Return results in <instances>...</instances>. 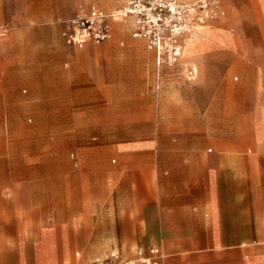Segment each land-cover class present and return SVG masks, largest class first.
<instances>
[{
    "label": "crops",
    "instance_id": "1",
    "mask_svg": "<svg viewBox=\"0 0 264 264\" xmlns=\"http://www.w3.org/2000/svg\"><path fill=\"white\" fill-rule=\"evenodd\" d=\"M3 31L1 42L13 39L15 31ZM127 31L133 37L127 21L115 24L113 37ZM203 33L214 44L191 57L203 40L189 45L173 68L158 67L145 41L77 52L95 54L86 61L85 95L101 96V108H149V116L104 122L96 137L92 124L77 123L73 196L55 189L35 199L23 190L16 233L13 191L0 185V264H90L111 251L132 256L141 245L159 246L162 264H264V0H235L229 27ZM131 55L141 63L123 58L113 71V56ZM194 60L191 78L183 65ZM240 63L247 70L237 87L230 75ZM68 65L57 63L53 93L38 80L41 95L81 94L73 58ZM249 79L261 83L262 104L246 101ZM20 86L9 81L7 93ZM35 203L53 216L29 217Z\"/></svg>",
    "mask_w": 264,
    "mask_h": 264
},
{
    "label": "rangeland",
    "instance_id": "2",
    "mask_svg": "<svg viewBox=\"0 0 264 264\" xmlns=\"http://www.w3.org/2000/svg\"><path fill=\"white\" fill-rule=\"evenodd\" d=\"M87 1L0 0V32L2 34L5 30V36L11 37V31H15L12 40L0 41V185L9 186L8 189L13 191V233L17 232L19 225L16 226V217L21 211L16 208L17 196H22L23 190L35 199L44 194L51 196L55 189L61 190L65 200H70L73 196V128L77 123L92 124L95 127L91 130L92 137H96L101 133L104 122L149 116V108H101V96L85 95L86 61L95 54L78 56L77 52L103 44L91 43L89 49H80L68 43L69 21L92 6L116 10L127 0H91L85 5ZM220 6V17L212 19L208 24L227 28L235 15V0H220ZM208 40L209 38L201 41L189 56H195L214 44H205ZM224 40L229 41L230 38L225 36ZM132 41L145 44L144 40L131 37L128 31L108 42L126 48ZM113 57L111 63L116 72H120L119 60L124 58L129 63L139 64L142 59L136 55ZM71 58L73 75H78V82L83 89L79 92L81 94H74L73 98L41 95L36 87L38 80L45 79L48 82L47 93H53L54 81L59 79L54 71L57 63H61L63 68H69ZM151 58L153 59L150 56ZM195 63L183 65L185 71L194 67L198 72L199 63ZM245 70L247 66L240 63L231 71L232 82L237 87L244 83ZM152 71L156 72V69ZM187 74L189 75V71ZM235 77L239 79L235 80ZM9 81H21V86L13 97L7 93ZM261 88L260 82L249 79L244 88L246 101L252 103L257 100L258 104H262L259 101ZM53 101H58V106H53ZM245 139H253L251 130ZM246 151H254L251 143L247 144ZM35 204L36 206L29 208V217L39 219L45 213L53 216V209H41ZM69 213L68 208L62 210L63 216H68Z\"/></svg>",
    "mask_w": 264,
    "mask_h": 264
},
{
    "label": "built area",
    "instance_id": "3",
    "mask_svg": "<svg viewBox=\"0 0 264 264\" xmlns=\"http://www.w3.org/2000/svg\"><path fill=\"white\" fill-rule=\"evenodd\" d=\"M221 12L220 0H127L116 10L92 6L69 21L68 43L83 49L114 36L115 24L127 21L134 38L146 42L158 67L173 68L180 62L186 40ZM189 75L194 76L191 69ZM164 254L157 245L138 246L132 256L111 251L90 264H162Z\"/></svg>",
    "mask_w": 264,
    "mask_h": 264
},
{
    "label": "bare ground",
    "instance_id": "4",
    "mask_svg": "<svg viewBox=\"0 0 264 264\" xmlns=\"http://www.w3.org/2000/svg\"><path fill=\"white\" fill-rule=\"evenodd\" d=\"M81 8H84V7H81ZM218 13H219V12H218ZM218 13H216V14L213 16V20L217 19L216 16H217ZM209 26H210V24H206V25L202 28L200 34H197V35H195V36L189 38L188 40H186V44H185V46H184L183 53L185 52V49H186L189 45H192V44H194L195 42H199V40H200V41L203 40V38H204L203 30H205V29L208 28ZM89 44H90V43H89ZM183 53H182V55H183ZM181 57H182V56H181ZM191 69H194V68L191 67ZM188 71H190V68H188ZM188 71H187V72H188ZM194 71H195V69H194ZM195 72H196V71H195Z\"/></svg>",
    "mask_w": 264,
    "mask_h": 264
}]
</instances>
